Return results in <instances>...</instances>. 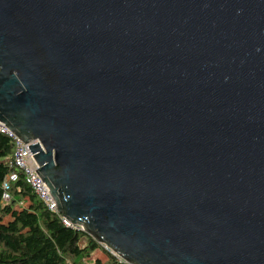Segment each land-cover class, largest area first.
Here are the masks:
<instances>
[{
	"label": "water",
	"instance_id": "95a60500",
	"mask_svg": "<svg viewBox=\"0 0 264 264\" xmlns=\"http://www.w3.org/2000/svg\"><path fill=\"white\" fill-rule=\"evenodd\" d=\"M0 120L125 261L264 264V0H0Z\"/></svg>",
	"mask_w": 264,
	"mask_h": 264
},
{
	"label": "trees",
	"instance_id": "16d2710c",
	"mask_svg": "<svg viewBox=\"0 0 264 264\" xmlns=\"http://www.w3.org/2000/svg\"><path fill=\"white\" fill-rule=\"evenodd\" d=\"M15 141L0 131V264H132L104 247L93 235L64 223L27 182L23 171L13 181L10 199L4 180ZM98 250L102 256H93Z\"/></svg>",
	"mask_w": 264,
	"mask_h": 264
},
{
	"label": "built area",
	"instance_id": "2783aa9c",
	"mask_svg": "<svg viewBox=\"0 0 264 264\" xmlns=\"http://www.w3.org/2000/svg\"><path fill=\"white\" fill-rule=\"evenodd\" d=\"M0 131L8 134L15 141L14 155L10 160V164L17 168L10 172L4 180L3 198H11L10 189L12 183L19 178V170H21L24 172L27 182L32 186L34 191L44 201L48 208L56 211L62 217L66 225L81 229L80 224L74 223L73 221L67 219V217L58 210V203L56 202L53 194L44 182V179L35 171L39 167V164L33 156L29 145L37 142L38 139L31 138L27 141H23V139L2 120H0ZM101 243L105 248L118 255L117 252H115V250L108 246L106 243Z\"/></svg>",
	"mask_w": 264,
	"mask_h": 264
},
{
	"label": "rangeland",
	"instance_id": "374dc122",
	"mask_svg": "<svg viewBox=\"0 0 264 264\" xmlns=\"http://www.w3.org/2000/svg\"><path fill=\"white\" fill-rule=\"evenodd\" d=\"M102 256V257H104L105 258V252L104 251H102V250H98L93 256Z\"/></svg>",
	"mask_w": 264,
	"mask_h": 264
}]
</instances>
